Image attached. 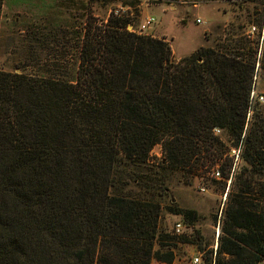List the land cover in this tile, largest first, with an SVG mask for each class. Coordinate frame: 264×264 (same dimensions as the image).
<instances>
[{
  "label": "trees",
  "instance_id": "1",
  "mask_svg": "<svg viewBox=\"0 0 264 264\" xmlns=\"http://www.w3.org/2000/svg\"><path fill=\"white\" fill-rule=\"evenodd\" d=\"M31 1L0 0V23ZM81 15L75 46L56 42L71 63L44 75L0 69V264L171 262V244L199 246L161 226L163 215L189 229L198 220L171 202L173 178L214 167L229 187L202 264H264V109L247 119L264 38L257 58L258 42L232 27L177 60L162 39L126 31L125 18ZM229 147L239 148L233 171Z\"/></svg>",
  "mask_w": 264,
  "mask_h": 264
},
{
  "label": "rangeland",
  "instance_id": "2",
  "mask_svg": "<svg viewBox=\"0 0 264 264\" xmlns=\"http://www.w3.org/2000/svg\"><path fill=\"white\" fill-rule=\"evenodd\" d=\"M74 1L33 0L29 5L6 8L0 23V69L19 72L17 68L24 67L27 74L44 75V72L54 68V63L62 64V60L71 63L69 48L61 49L57 47L56 42L71 45V48L75 46L78 41L76 36L83 26L81 22H84L81 20L82 13L85 15L84 20L99 23L104 21L110 12L123 10L124 18L135 34L156 35L155 38L162 39L170 46L173 57L177 60L193 54L201 47L205 42L204 34H207L206 38L212 46L214 42H222L228 38L232 27L239 26L246 41L253 45L258 42V52L263 44L264 0H96L92 3L86 0ZM148 17H152L154 22L141 29L140 26ZM196 19L201 23L196 24ZM252 27L254 31L248 34ZM125 29L130 32L127 26ZM62 33L67 37L60 41ZM72 38L73 41H70ZM254 91L264 92V72L255 78ZM221 138L226 144V138ZM236 153L237 149L229 147L228 157L232 158L233 163L236 161ZM161 157V146H154L149 154L150 162L156 163ZM212 169L205 174L202 170L200 177L189 178L185 183L179 181L178 176L173 178L169 194L171 202L173 200L172 203L183 209L196 211L198 220L194 228L189 229L184 227L179 218L163 215L161 226L170 232L174 225L179 223L180 232L174 233L175 235L186 234L191 239L194 236L199 238H196L199 246L171 244L167 247L172 257H175L173 264H193L194 257H198V264H202L207 252L215 253L229 181L222 189L221 179L214 180L208 176ZM199 188L205 190L201 192ZM165 262L164 259L159 262L153 260L152 264Z\"/></svg>",
  "mask_w": 264,
  "mask_h": 264
},
{
  "label": "built area",
  "instance_id": "3",
  "mask_svg": "<svg viewBox=\"0 0 264 264\" xmlns=\"http://www.w3.org/2000/svg\"><path fill=\"white\" fill-rule=\"evenodd\" d=\"M113 16L115 17H119V18H124V14H123V10H121V12H119L118 10H115V11H112L111 12ZM154 22V19L152 17H148L145 19V22L144 24H142L140 26L141 29H145L147 28V26H149L150 24H152ZM195 23L196 24H200L201 21L199 19H196L195 20ZM127 27L129 28V31L134 33V31H132V28L131 26L128 24ZM254 31V28L252 27L251 28V31L248 32V34H252V32ZM259 53H260V50L259 52L257 53V58L259 57ZM253 106H259L261 108L264 109V92H255L254 91V87L253 89L251 90V93H250V96H249V100H248V112H247V119L250 115V112H251V108ZM213 132L215 133V135H218L220 132L216 129L213 130ZM234 149H237V153L235 154V157H236V161H234L233 163V166L231 168V170L233 171L235 165H236V162L238 161V155H239V148H234ZM231 171V172H232ZM208 176H210L211 179H214V180H218V179H221V175L219 173V170L217 168H213L210 173L208 174ZM199 190L201 192H203L205 189L204 188H199ZM180 224L179 223H176L174 225V233L175 234H178L180 232ZM192 263L193 264H198L199 263V258L198 257H194L192 259Z\"/></svg>",
  "mask_w": 264,
  "mask_h": 264
},
{
  "label": "crops",
  "instance_id": "4",
  "mask_svg": "<svg viewBox=\"0 0 264 264\" xmlns=\"http://www.w3.org/2000/svg\"><path fill=\"white\" fill-rule=\"evenodd\" d=\"M206 35H207V34H204V40H205V42H204V44H203L202 46H210V45H209L210 40H208V39L206 38ZM150 37L155 38L156 35H150ZM202 46H201V47H202ZM174 258H175V257H174ZM174 258H173V260H172L171 262H165V264H171V263L173 264V263H174V262H173V261H174Z\"/></svg>",
  "mask_w": 264,
  "mask_h": 264
},
{
  "label": "water",
  "instance_id": "5",
  "mask_svg": "<svg viewBox=\"0 0 264 264\" xmlns=\"http://www.w3.org/2000/svg\"><path fill=\"white\" fill-rule=\"evenodd\" d=\"M172 202H173V200H172Z\"/></svg>",
  "mask_w": 264,
  "mask_h": 264
}]
</instances>
